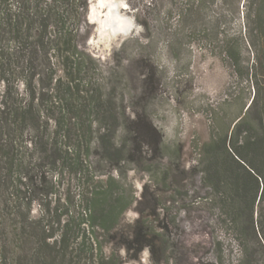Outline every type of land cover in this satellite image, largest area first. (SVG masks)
Wrapping results in <instances>:
<instances>
[{
	"label": "rangeland",
	"instance_id": "374dc122",
	"mask_svg": "<svg viewBox=\"0 0 264 264\" xmlns=\"http://www.w3.org/2000/svg\"><path fill=\"white\" fill-rule=\"evenodd\" d=\"M203 1L204 7L199 8L200 0H93L97 18H92L100 29L88 22L83 28L81 48L94 58H85L84 80L92 89L99 87L103 102L100 115L91 103L85 117L92 120L93 129L99 118L107 136L101 148L92 143L87 162L75 167L62 157V151L56 166L47 163L43 141L54 128L52 121L49 126L45 118L39 123L30 121L18 135L24 166L42 163L41 170H46L45 178L41 175L42 182L35 185L36 192H48H30L31 188L24 184L27 180L23 166L17 181L20 197L12 202L7 199L10 185L0 179V237L4 223L6 231H12L13 264H51L53 254L48 247H42V237L52 234L48 242L58 240L64 221L78 215L80 189L98 178L105 181L110 175L118 181L112 186L113 196L120 193L131 199L119 216V226L126 227L138 218L148 224L156 238L154 258L147 247L133 258L131 251L99 230L100 248L97 244L93 251L77 248L64 259L55 258V263L191 264L197 259L190 253L191 245L208 241L211 232L221 238L227 260L241 257L240 247L225 232L218 211L209 209L207 186L199 171L204 165L192 169L201 162L203 143L231 129L254 95L253 83L245 74L241 77L233 71L207 35L219 12L227 15L220 29L230 34L243 32L249 0ZM109 25L113 34L103 30ZM27 58L28 54L21 60L24 73L17 64L4 72L0 69V109L3 99L21 100L23 104L29 101L31 90L23 82L32 71L26 67ZM252 58L244 42L243 62L250 63ZM42 77L46 83L47 77L43 73ZM35 87L36 97H42L40 84ZM263 109L264 95L256 99L252 113L257 115ZM127 114H140L155 128L152 146H143L135 161H129L131 134L125 130L124 119ZM72 132L66 140L61 136V147L63 142H74ZM2 157L4 153L0 151ZM104 158L117 167L112 168ZM30 196L35 199L28 205ZM253 219L257 238L251 235L244 248L245 264H264V200L255 204ZM2 253L0 245V264ZM201 254L207 260L213 258L207 249L201 248Z\"/></svg>",
	"mask_w": 264,
	"mask_h": 264
},
{
	"label": "trees",
	"instance_id": "16d2710c",
	"mask_svg": "<svg viewBox=\"0 0 264 264\" xmlns=\"http://www.w3.org/2000/svg\"><path fill=\"white\" fill-rule=\"evenodd\" d=\"M200 2L199 8L204 7L205 1ZM248 7L243 32L230 34L225 28L220 29V23L227 15L219 12L213 20L215 25L211 34L207 35L233 71L241 77L245 74L253 83L254 95L245 110L238 114L231 129L221 131L203 143L201 162L192 169L204 165L199 171L207 186L209 209L218 211V219L224 224L225 232L238 243L241 257L227 260L221 238L211 232L208 241L191 245L190 253L197 257L191 264H245L244 248L251 235L257 238L253 212L255 204L264 200V109L257 115L252 113V109L256 99L264 95V0H249ZM87 8V0H0V69L4 72L17 64L24 73L21 60L26 54V67L32 69L23 78L31 90L29 101L23 104L21 100L8 102L3 99L1 102L0 151L4 157L0 159V179L10 185L7 199L12 202L20 197L17 181L22 176L19 169L24 166V157L18 150V135L30 121L39 123L41 118H45L48 126L50 121L53 122L54 128L43 141L50 166L57 165L61 151L62 157L75 167L83 165L89 158L92 143L101 148L107 136L99 118L93 129L92 120L85 117L91 103L92 109L96 108L100 115L98 110L103 102L99 87L92 89L84 80L85 58L94 60L81 48ZM244 42L253 55L251 62L246 64L242 59ZM42 73L47 77L46 83L42 82ZM1 79L8 80L5 76ZM36 83L40 84L42 97L39 98L35 93ZM36 99L39 101L37 104ZM124 119L125 130L131 134L129 161H135L140 157L143 146H152L155 128L140 114L135 117L127 114ZM70 131L76 136L74 142H63L61 147V136L66 140ZM104 159L112 168L117 167L118 164ZM42 167V163L24 166L23 176L27 180L24 184L31 188L30 192H36L35 185L42 182L41 175L45 178L46 170H41ZM117 183L110 175L105 181L98 178L80 189L78 215L68 216L58 240L48 242L52 234L42 237V247H48L50 255L53 254L51 264H62L55 263L54 259H64L77 248L88 247L93 251L94 244L100 248L99 230L115 238L118 246L127 252L131 251L133 258L136 259L146 247L154 258L156 238L148 224L138 218L126 227L119 226V216L131 199L120 193L113 196L112 186ZM47 192L36 193L44 195ZM33 199L28 197L26 204L29 205ZM1 232V264H13L12 231H6L3 223ZM201 248L207 249L213 258L207 260L203 254L199 255Z\"/></svg>",
	"mask_w": 264,
	"mask_h": 264
},
{
	"label": "water",
	"instance_id": "95a60500",
	"mask_svg": "<svg viewBox=\"0 0 264 264\" xmlns=\"http://www.w3.org/2000/svg\"><path fill=\"white\" fill-rule=\"evenodd\" d=\"M94 7H97V6H96L95 3H93V0H88V9H87V13H86V20H87L88 23H94L96 26H98V22H96L95 20H92V18H91L92 17V13L95 11ZM101 17H104V14L101 15ZM103 30L104 31L108 30L110 34L114 33V29H112V25H109L107 28H105Z\"/></svg>",
	"mask_w": 264,
	"mask_h": 264
},
{
	"label": "bare ground",
	"instance_id": "6f19581e",
	"mask_svg": "<svg viewBox=\"0 0 264 264\" xmlns=\"http://www.w3.org/2000/svg\"><path fill=\"white\" fill-rule=\"evenodd\" d=\"M94 10H95V7H94ZM96 14H95V11L92 13V17H94V19H96L97 17L95 16ZM91 17V18H92ZM92 20H93V18H92ZM98 26H99V23H98ZM99 29H100V26H99Z\"/></svg>",
	"mask_w": 264,
	"mask_h": 264
}]
</instances>
